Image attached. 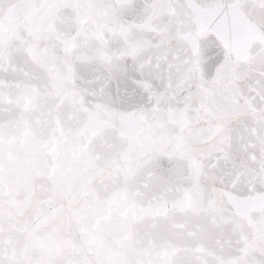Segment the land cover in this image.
<instances>
[{"label": "snow or ice", "instance_id": "obj_1", "mask_svg": "<svg viewBox=\"0 0 264 264\" xmlns=\"http://www.w3.org/2000/svg\"><path fill=\"white\" fill-rule=\"evenodd\" d=\"M0 264H264V0H0Z\"/></svg>", "mask_w": 264, "mask_h": 264}]
</instances>
